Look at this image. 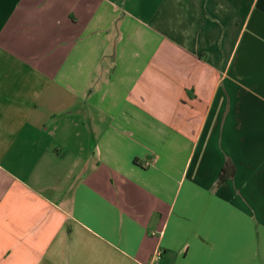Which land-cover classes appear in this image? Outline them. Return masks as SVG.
<instances>
[{"label": "crops", "instance_id": "0c3cea01", "mask_svg": "<svg viewBox=\"0 0 264 264\" xmlns=\"http://www.w3.org/2000/svg\"><path fill=\"white\" fill-rule=\"evenodd\" d=\"M0 264H264V0H0Z\"/></svg>", "mask_w": 264, "mask_h": 264}, {"label": "trees", "instance_id": "16d2710c", "mask_svg": "<svg viewBox=\"0 0 264 264\" xmlns=\"http://www.w3.org/2000/svg\"><path fill=\"white\" fill-rule=\"evenodd\" d=\"M233 166L230 162H227L222 170V173L219 177V182H224L233 176Z\"/></svg>", "mask_w": 264, "mask_h": 264}, {"label": "built area", "instance_id": "2783aa9c", "mask_svg": "<svg viewBox=\"0 0 264 264\" xmlns=\"http://www.w3.org/2000/svg\"><path fill=\"white\" fill-rule=\"evenodd\" d=\"M159 256H160V253H158L157 257H159Z\"/></svg>", "mask_w": 264, "mask_h": 264}]
</instances>
